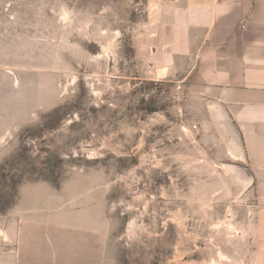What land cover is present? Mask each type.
<instances>
[{"label":"rangeland","instance_id":"1","mask_svg":"<svg viewBox=\"0 0 264 264\" xmlns=\"http://www.w3.org/2000/svg\"><path fill=\"white\" fill-rule=\"evenodd\" d=\"M146 3L0 0V226L25 219L16 264H264V163L241 185L242 164L188 132L199 103L149 80Z\"/></svg>","mask_w":264,"mask_h":264},{"label":"crops","instance_id":"2","mask_svg":"<svg viewBox=\"0 0 264 264\" xmlns=\"http://www.w3.org/2000/svg\"><path fill=\"white\" fill-rule=\"evenodd\" d=\"M146 4L139 34L149 80L170 82L199 103L203 118L189 121L188 132L214 139L224 164L248 167L252 180L240 183L253 188L250 164L264 163V0ZM24 220L0 226V239L9 240L0 243V264H16Z\"/></svg>","mask_w":264,"mask_h":264},{"label":"water","instance_id":"3","mask_svg":"<svg viewBox=\"0 0 264 264\" xmlns=\"http://www.w3.org/2000/svg\"><path fill=\"white\" fill-rule=\"evenodd\" d=\"M238 172L241 173L243 181L250 182L252 180L251 172L246 167L240 165Z\"/></svg>","mask_w":264,"mask_h":264},{"label":"trees","instance_id":"4","mask_svg":"<svg viewBox=\"0 0 264 264\" xmlns=\"http://www.w3.org/2000/svg\"><path fill=\"white\" fill-rule=\"evenodd\" d=\"M7 164H8V163H7ZM1 170H2V169H1ZM3 170H5V167L3 168ZM14 184H15V179H12L10 186L13 187Z\"/></svg>","mask_w":264,"mask_h":264},{"label":"built area","instance_id":"5","mask_svg":"<svg viewBox=\"0 0 264 264\" xmlns=\"http://www.w3.org/2000/svg\"><path fill=\"white\" fill-rule=\"evenodd\" d=\"M180 88V87H179ZM194 128L196 129L197 128V126H194Z\"/></svg>","mask_w":264,"mask_h":264},{"label":"bare ground","instance_id":"6","mask_svg":"<svg viewBox=\"0 0 264 264\" xmlns=\"http://www.w3.org/2000/svg\"><path fill=\"white\" fill-rule=\"evenodd\" d=\"M234 157H236V156H234ZM1 232V231H0Z\"/></svg>","mask_w":264,"mask_h":264}]
</instances>
